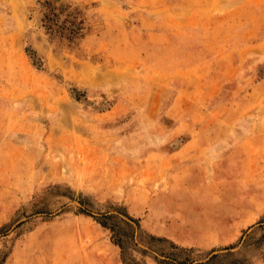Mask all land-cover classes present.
<instances>
[{
	"label": "rangeland",
	"instance_id": "rangeland-1",
	"mask_svg": "<svg viewBox=\"0 0 264 264\" xmlns=\"http://www.w3.org/2000/svg\"><path fill=\"white\" fill-rule=\"evenodd\" d=\"M80 197L264 264V0H0L4 263L122 264Z\"/></svg>",
	"mask_w": 264,
	"mask_h": 264
},
{
	"label": "trees",
	"instance_id": "trees-1",
	"mask_svg": "<svg viewBox=\"0 0 264 264\" xmlns=\"http://www.w3.org/2000/svg\"><path fill=\"white\" fill-rule=\"evenodd\" d=\"M54 7H50L49 13L44 14L46 26L58 25L54 33L72 41L82 30L78 15L69 12L65 24L58 22ZM65 32H64V31ZM69 37V38H68ZM34 61V54H31ZM79 206L76 211L91 216L97 223L107 229L111 241L119 248L122 264H146L134 255V251L141 249L136 241L137 236H144V231L138 218L132 217L122 206H108L106 210H99L97 214L92 211L93 202L86 201V198H78ZM36 209V208H35ZM38 209V208H37ZM49 212V211H48ZM258 232V233H255ZM250 245L260 250L264 255V216L258 221L257 229L247 234ZM239 243V242H238ZM142 245L152 253L153 264H249L246 257H236L232 249L237 244L225 246L222 251L212 249L207 253L197 252L192 246H183L164 236L148 234L147 242ZM142 248L143 251H146ZM6 253H0V264H5Z\"/></svg>",
	"mask_w": 264,
	"mask_h": 264
}]
</instances>
